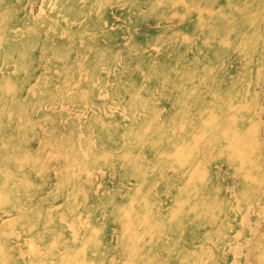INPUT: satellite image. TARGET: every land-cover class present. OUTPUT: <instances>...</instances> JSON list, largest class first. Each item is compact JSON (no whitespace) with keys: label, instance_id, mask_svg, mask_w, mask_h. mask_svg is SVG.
<instances>
[{"label":"rangeland","instance_id":"374dc122","mask_svg":"<svg viewBox=\"0 0 264 264\" xmlns=\"http://www.w3.org/2000/svg\"><path fill=\"white\" fill-rule=\"evenodd\" d=\"M76 263L264 264V0H0V264Z\"/></svg>","mask_w":264,"mask_h":264},{"label":"bare ground","instance_id":"6f19581e","mask_svg":"<svg viewBox=\"0 0 264 264\" xmlns=\"http://www.w3.org/2000/svg\"><path fill=\"white\" fill-rule=\"evenodd\" d=\"M33 5H31L30 6V13H29V15H28V18L30 19V20H33L34 19V17L32 16V14H33ZM17 21V20H16ZM10 25H11V30H10V32L11 33H16L17 32V27H16V24H15V21H11L10 22ZM128 248L130 249V250H132L133 248H134V245L133 244H130L129 246H128ZM76 264H78V263H76Z\"/></svg>","mask_w":264,"mask_h":264}]
</instances>
